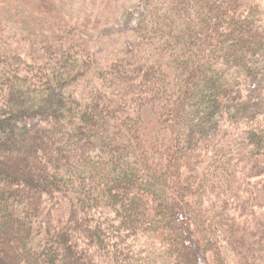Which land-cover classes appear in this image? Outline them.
Returning <instances> with one entry per match:
<instances>
[{"label":"trees","instance_id":"16d2710c","mask_svg":"<svg viewBox=\"0 0 264 264\" xmlns=\"http://www.w3.org/2000/svg\"><path fill=\"white\" fill-rule=\"evenodd\" d=\"M122 14L133 41L116 50L73 30L41 62L0 48V264H140L139 234L171 264H264L257 7L138 0Z\"/></svg>","mask_w":264,"mask_h":264},{"label":"rangeland","instance_id":"374dc122","mask_svg":"<svg viewBox=\"0 0 264 264\" xmlns=\"http://www.w3.org/2000/svg\"><path fill=\"white\" fill-rule=\"evenodd\" d=\"M138 0H0V48L7 53H15L30 62H41V49L54 43L63 31L73 33L89 47L106 51L116 50L133 41L130 32L118 34L122 28L126 14L123 8L133 7ZM258 9L261 27L264 29V0H249ZM133 26V23L130 24ZM254 81L249 89L256 88ZM264 92V85L258 86ZM91 84H80L77 91L86 94ZM258 91V90H257ZM254 96L260 100L258 104L264 109V93ZM262 102V104H261ZM149 120L150 118L147 117ZM235 138L242 130L238 125H225L220 130ZM233 142H235L233 140ZM262 182L261 176L251 180V184ZM53 203L52 200H48ZM43 202L42 210L49 213L53 220L58 215L65 219V203L58 205ZM256 211H264V207L255 206ZM39 222L44 225L47 219L41 216ZM56 224V223H55ZM134 252L140 264H171L166 258L162 242L156 235L139 234L133 243ZM228 255L226 254V259Z\"/></svg>","mask_w":264,"mask_h":264}]
</instances>
